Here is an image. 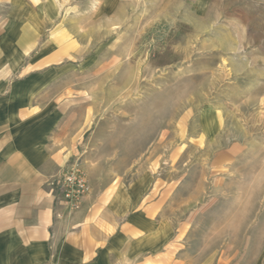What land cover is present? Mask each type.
<instances>
[{
	"label": "rangeland",
	"instance_id": "1",
	"mask_svg": "<svg viewBox=\"0 0 264 264\" xmlns=\"http://www.w3.org/2000/svg\"><path fill=\"white\" fill-rule=\"evenodd\" d=\"M22 2L61 68L69 162L147 176L171 264H264V0Z\"/></svg>",
	"mask_w": 264,
	"mask_h": 264
},
{
	"label": "crops",
	"instance_id": "2",
	"mask_svg": "<svg viewBox=\"0 0 264 264\" xmlns=\"http://www.w3.org/2000/svg\"><path fill=\"white\" fill-rule=\"evenodd\" d=\"M12 2L0 10V264H171L172 223L147 176L98 186L90 175L77 209L53 201L75 144L60 92L49 88L61 68L37 49L26 4Z\"/></svg>",
	"mask_w": 264,
	"mask_h": 264
},
{
	"label": "built area",
	"instance_id": "3",
	"mask_svg": "<svg viewBox=\"0 0 264 264\" xmlns=\"http://www.w3.org/2000/svg\"><path fill=\"white\" fill-rule=\"evenodd\" d=\"M53 184V201L60 200L67 211L77 209L90 190L87 176L78 161L67 162L61 176Z\"/></svg>",
	"mask_w": 264,
	"mask_h": 264
}]
</instances>
